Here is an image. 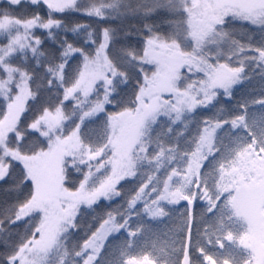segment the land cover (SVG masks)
Returning <instances> with one entry per match:
<instances>
[{
  "label": "snow or ice",
  "instance_id": "6c2138e0",
  "mask_svg": "<svg viewBox=\"0 0 264 264\" xmlns=\"http://www.w3.org/2000/svg\"><path fill=\"white\" fill-rule=\"evenodd\" d=\"M0 2V186L12 196L0 203V264H264V0ZM21 5L33 6L30 17L12 15ZM65 13L143 21L135 32L124 29L142 47L116 48V29L97 36L91 23L54 15ZM36 29L54 46L42 50ZM253 79L259 95L232 112L217 107ZM41 89L58 101L54 108L29 104H41ZM66 101H74L71 112ZM199 109L214 111L197 121ZM85 121L99 122L93 135L82 131ZM166 164L161 181L155 173ZM130 180L138 187L126 194L122 182ZM119 198L126 206L113 209ZM182 201L166 239L156 236L150 251L136 244L151 231L130 226L137 205V216L163 221L175 211L165 205ZM103 202L108 210L97 223L82 224L84 209ZM201 221L206 244L223 249L227 240L238 251L223 259L208 253L192 238Z\"/></svg>",
  "mask_w": 264,
  "mask_h": 264
},
{
  "label": "trees",
  "instance_id": "16d2710c",
  "mask_svg": "<svg viewBox=\"0 0 264 264\" xmlns=\"http://www.w3.org/2000/svg\"><path fill=\"white\" fill-rule=\"evenodd\" d=\"M5 6L6 5L4 3L0 2V9H3ZM32 12H33V6L21 5L14 13H12V15L14 17H19L21 19H24V18L30 17L32 15ZM40 12H41V15L46 17V15H47V9L46 8L41 6ZM54 15L57 18L62 19L64 21V23H66L68 25H73L76 23H91L92 28L96 29L97 36L99 35V32L102 30L103 27H111L113 29H116L117 30V43L115 45L116 48H118L120 45H127L130 47H136L138 49L142 47V40L140 38H137L135 35H131L127 39H125L124 29L132 27L133 32H135V29L137 27L142 28L143 23H144L143 21L128 18V19H125L123 21L111 20V21H108L107 23H103V22L96 23L94 21H91L88 17L81 16L78 13H65V14H54ZM152 19H156V18H152ZM148 22H152V20L150 19ZM157 23H159L158 20H157ZM34 31H35L37 36H40L41 38L45 39V43L42 46V50H47V49L54 46L51 44V42L49 40L46 39V33L44 30L36 29ZM54 31L58 32L60 35H66L70 41L77 39V37L73 36L71 33H62L59 30H54ZM241 33H242V30L239 28V25H237L234 29V34L237 36L238 39L243 40V39H245V37ZM3 43H5V41L0 40V44H3ZM75 63L76 62H72V67L75 66ZM67 71L71 74L72 69L69 68V69H67ZM258 84H259L258 79H253L249 82L237 85L235 87V89L233 90V99L225 100L223 98V96H221L218 99L217 107L223 106L225 108V110L228 112H232V111L236 110V109H234V106L239 101H241L245 98H250L252 96L259 95ZM132 85L133 86L135 85V80H133ZM32 87L34 89L35 85L33 84ZM45 87H46V82H45ZM254 89H255V91H254ZM131 91H132V88L129 87L125 90V92L123 94L124 95L131 94ZM40 97H41V104H37L36 101H29V104L34 105L35 107H38V108H40V110H42V108L44 106H49V105H51V107L54 108L55 103L58 102L55 100V98H53L51 101H49V94L44 92V89L40 90ZM60 98H62V90H61ZM45 102H47V103H45ZM73 105H74V101H66L65 102L66 111L71 112ZM107 109L109 112L114 111V110H118V109H113V107L111 105L107 106ZM213 111H214L213 109H209V110L199 109L197 114H194V115H196V119H197V121H199L201 118L200 113L212 115ZM73 121L78 122V120H76L75 117H73ZM73 121H66L65 126L66 127L74 126ZM193 127L194 126L190 125L189 131L186 133V135L191 134V130ZM98 128H99V122L93 123L91 121H85L84 125L82 126V131H84L88 135H93L94 132ZM30 135L33 137H38V133H30ZM173 135H175V133H173ZM40 139H43V138H40ZM171 143H172V141L170 139H166V147ZM183 144H184V139L181 138L180 139V145L183 146ZM171 167H172V165L166 164L164 168H162L159 172L155 173L156 177H158L162 181V179L164 178L165 171L170 170ZM148 173H149V170L145 169V179H146V176ZM73 176L78 177L79 174L73 172ZM80 178H82V177H80ZM78 182H79L78 179L73 180V184L78 185ZM153 183L155 184L156 181L154 180ZM122 184L124 185V187L122 188V191L126 194L129 192L130 189L138 187V181H135V180L125 181V182H122ZM6 187H7V185L0 186V203H3L4 201H10L12 199V196L5 191ZM159 187L162 188V183L159 185ZM150 188H151V185H150ZM150 188L148 189L149 191H150ZM152 196L154 197L155 193H153ZM106 204H107V202H103L98 206H94L95 210L85 208L84 212L90 213V215L82 216L81 217V223L82 224L91 223V224L95 225L97 223L99 217L103 216L105 214V212L108 210L106 208ZM185 205H186V202H183V201L178 205H165L166 208L175 209V211H173L170 214V216L165 218L163 221H159V220L154 221V220H151L144 215L137 216L136 211L139 209H142V205H137V209L133 210V213H132V216L130 219V226L134 228L138 224L144 223V224L151 226V231L150 232L145 231L139 237H137L136 241H135L136 244L138 246H142L145 250L150 251L152 242L156 238V236H160L161 239H166V237L163 235V233L167 230L175 228L176 224L179 222V218H180L181 214L184 211ZM121 206H126L124 198H119L112 205L113 209H115L117 207H121ZM201 207L202 206L200 205V203L197 202V206H196L197 215L200 214ZM205 219L210 220L213 223V225H215V220L212 217H206ZM204 227H205L204 221H201L197 225H194L193 230H192V238L194 241L198 240L200 242V244H202L205 247V249L208 253L214 255V257H216L217 259H223V258L227 257L230 252L238 251V249H234L227 240L223 241V243L225 244V248H223V249L219 248L218 246H215L214 244L213 245L206 244V242L203 239H201V237L197 231V229H199L200 232H203ZM23 230H24L23 228L19 229L20 232H23ZM80 236H83V232L80 233ZM125 238H126V234L121 233V235L118 239L122 241ZM193 255H196V253H193Z\"/></svg>",
  "mask_w": 264,
  "mask_h": 264
},
{
  "label": "rangeland",
  "instance_id": "374dc122",
  "mask_svg": "<svg viewBox=\"0 0 264 264\" xmlns=\"http://www.w3.org/2000/svg\"><path fill=\"white\" fill-rule=\"evenodd\" d=\"M85 170H87V169H85Z\"/></svg>",
  "mask_w": 264,
  "mask_h": 264
}]
</instances>
